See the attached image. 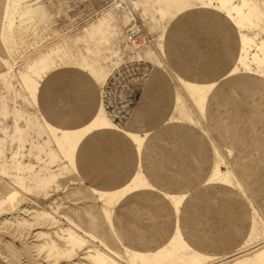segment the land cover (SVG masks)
<instances>
[{"label":"rangeland","instance_id":"1","mask_svg":"<svg viewBox=\"0 0 264 264\" xmlns=\"http://www.w3.org/2000/svg\"><path fill=\"white\" fill-rule=\"evenodd\" d=\"M125 2L0 0V264H264V0Z\"/></svg>","mask_w":264,"mask_h":264},{"label":"crops","instance_id":"2","mask_svg":"<svg viewBox=\"0 0 264 264\" xmlns=\"http://www.w3.org/2000/svg\"><path fill=\"white\" fill-rule=\"evenodd\" d=\"M128 1H130V0H128ZM128 1L125 2L123 0V2H125V3H128ZM191 9L192 8H190V7H188V8H177L175 10V13L172 14V17H174V15H176L177 13L184 12L185 10H191ZM196 11H194V12H196L194 14L188 13L190 16L186 17V22H188V20H190V21L192 20V21H195L197 23H201L202 20H203V17L204 16H208L207 10H205L206 12L204 10H196ZM214 20H215V22H214L215 25L212 28H215V29L222 28L221 27L222 26V21L220 19H218V17H215ZM180 28H181V26L178 28V30H180ZM215 29H214V31H215ZM165 31H169V30L168 29L163 30V32H165ZM162 43L163 42L161 41L157 45L158 47L160 46L161 51H162V47H163ZM217 45H218V43H217ZM177 50L178 49H175L176 52H177ZM185 50L186 49H183L182 47H179V51H180L179 53L184 54V57H187V53H186L187 51H185ZM154 53L161 54V52H159V50L155 47V50H151V49L150 50H146V51H144V53H142L141 51H136L133 55H129V58L136 57V56L137 57L138 56H142V57L150 58V56H152L151 54L154 55ZM215 53L219 54L218 50L215 49L214 40H213L212 41V47H211L210 51H208V54H215ZM51 58H52V56L50 55L45 60H42V61L46 62V63H44L45 69L43 70V72H41V73H39L37 75V78L34 81V83H35L34 98L36 100H37V93L39 91L40 82L42 80H44V77L48 76L52 70L57 69V67H51V68L49 67L50 66L49 63H51V60H52ZM219 62L222 65V61L219 60V61H217V64H210L209 63L208 65L205 66L206 67L205 69L211 71V70L217 69V67L220 68L221 65L219 64ZM174 65L179 70H182V69L186 68V65L183 64L182 61H180V60H175L174 61ZM233 68H234V64H233V66L232 65L228 66V68H226L225 73H222L219 76L223 77V76L228 75L233 70ZM214 73L215 72H209V74H211V75H213ZM108 74H106L104 76H101L98 79H95L96 83L102 84V82H104L106 80ZM178 76H180V75H178ZM51 77H53V75H51ZM41 116L46 121V123L48 125H50L52 128L58 129V130H61V131L70 132V135H72V136L75 135L74 138H75L76 141H78V143L81 141V139L83 138L85 133L88 132V131H91L92 129L103 130V129H110L112 127L113 128L115 127L119 131L124 133L126 135L127 139H129V140H131L133 142H136V143H138L140 141V139L138 138V134L135 131H132L130 129L128 130L126 128L121 129V128L117 127V125L112 122L110 117H108V115L106 114L105 110L103 109V107L100 104L97 105L96 110L94 111L92 116L84 124H81L82 126L75 127V128H63V127L55 126L52 123H50L49 121H47L46 118L43 115H41ZM78 143H77V145H78ZM135 178H136V176L133 177L132 181L135 180ZM114 191H116V190H114Z\"/></svg>","mask_w":264,"mask_h":264},{"label":"built area","instance_id":"3","mask_svg":"<svg viewBox=\"0 0 264 264\" xmlns=\"http://www.w3.org/2000/svg\"><path fill=\"white\" fill-rule=\"evenodd\" d=\"M138 34H139V28H137L136 26H132L127 30L125 34L126 35L125 39L128 42H134Z\"/></svg>","mask_w":264,"mask_h":264},{"label":"bare ground","instance_id":"4","mask_svg":"<svg viewBox=\"0 0 264 264\" xmlns=\"http://www.w3.org/2000/svg\"><path fill=\"white\" fill-rule=\"evenodd\" d=\"M124 1H128V0H124ZM135 26V25H134ZM127 31V30H126ZM7 70H9V69H7ZM2 74V73H1ZM12 79V78H11ZM31 80V79H30Z\"/></svg>","mask_w":264,"mask_h":264}]
</instances>
